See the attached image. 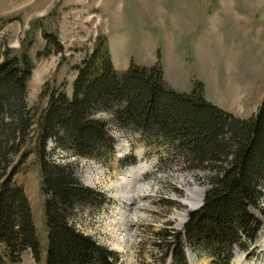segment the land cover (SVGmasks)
Wrapping results in <instances>:
<instances>
[{
    "label": "rangeland",
    "instance_id": "rangeland-1",
    "mask_svg": "<svg viewBox=\"0 0 264 264\" xmlns=\"http://www.w3.org/2000/svg\"><path fill=\"white\" fill-rule=\"evenodd\" d=\"M43 31L53 34L59 47L50 45L37 56L45 50ZM98 36L106 37L116 72H123L131 59L141 66L160 62L172 88L190 92L199 81L208 101L236 117L253 115L264 96V0H0V54L7 49L18 53L21 44L27 49L33 66L25 100L36 114L51 89L69 92L73 66ZM93 116L109 128L117 125L110 112L97 110ZM116 127L130 150L122 162L114 150L87 160L68 158L74 175L98 195L94 203L73 207L70 224L118 252V264H180L179 253L185 264H216L199 243L181 239L173 251L161 244L168 238L165 232L182 230L186 218L180 225L176 215L190 211L183 202L187 190H207L208 169L189 168L163 139L151 135L154 140L145 144L144 135ZM51 156L64 161L68 153L57 148ZM17 164L12 180L28 199L39 258L33 260L27 249L17 262L4 258L8 264H44L38 164L33 153ZM84 175L94 177L90 184ZM142 185L145 193L139 191ZM260 190L257 205L250 208L262 221L258 239L246 247L232 246L227 264H264V184ZM125 191L138 196L128 202ZM0 255L5 256L1 244Z\"/></svg>",
    "mask_w": 264,
    "mask_h": 264
},
{
    "label": "trees",
    "instance_id": "trees-1",
    "mask_svg": "<svg viewBox=\"0 0 264 264\" xmlns=\"http://www.w3.org/2000/svg\"><path fill=\"white\" fill-rule=\"evenodd\" d=\"M41 35L45 50L37 56L50 45L58 46L53 34ZM21 46L18 53L7 49L0 54V244L5 255H0V264L19 261L25 249L33 260L39 258L28 199L12 180L17 163L30 153L38 164L43 196L44 264H117L115 252L68 221L73 207L94 203L97 193L79 182L70 162L50 161L45 148L50 140L78 157L111 152L104 121L93 116L97 110L110 112L117 126L140 132L145 144L154 140L151 135L163 139L189 168L209 171L202 205L188 212L182 231L165 232L168 238L161 244L166 249L173 246V251L184 239L205 247L216 264H227L233 245L256 242L262 221L250 208L257 205L264 184V96L253 115L236 117L208 101L199 81L190 92L172 88L160 62L141 66L131 59L123 72H116L106 37L98 36L73 66L70 94L65 88L51 89L36 114L25 100L33 64ZM176 256L185 264L181 253Z\"/></svg>",
    "mask_w": 264,
    "mask_h": 264
},
{
    "label": "bare ground",
    "instance_id": "bare-ground-1",
    "mask_svg": "<svg viewBox=\"0 0 264 264\" xmlns=\"http://www.w3.org/2000/svg\"><path fill=\"white\" fill-rule=\"evenodd\" d=\"M124 149H125V147H122L120 149V151L123 152ZM85 179H86V182L91 183L90 182L91 181L90 176L87 175L86 178H85V175H84V180ZM139 191H140V193H145L147 191V186L146 185L140 186V190ZM203 194H204V190L200 189V188H193V189L187 190L186 197H185V199H183V202L187 205V208H188L187 210H189V209L191 210V209L199 207L200 204L202 203V199H203V196H204ZM137 196L138 195L126 194V191L124 192V197L126 198V200L128 202H131L130 200L136 198ZM186 215H187V211H184L182 213H177L176 217H177L178 222L180 223V225H181L182 222H184V220L186 218ZM118 241L121 242V241H123V239L120 238V239H118Z\"/></svg>",
    "mask_w": 264,
    "mask_h": 264
}]
</instances>
